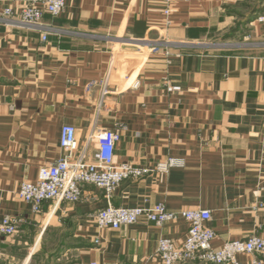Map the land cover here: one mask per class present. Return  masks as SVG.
<instances>
[{"label": "crops", "instance_id": "crops-1", "mask_svg": "<svg viewBox=\"0 0 264 264\" xmlns=\"http://www.w3.org/2000/svg\"><path fill=\"white\" fill-rule=\"evenodd\" d=\"M64 3L59 16H43V42L3 20L15 1L0 0V219L19 222L13 237L0 236V264H157L160 239L185 238L182 219L99 231L91 215L107 201L91 185L78 203L32 213L19 185L67 155L64 125L76 130L73 160L92 162L94 137L107 129L120 135L116 165L174 162L167 174L123 182L112 206L207 210L213 248L264 240V43L255 21L264 0H170L169 15L159 0Z\"/></svg>", "mask_w": 264, "mask_h": 264}, {"label": "built area", "instance_id": "built-area-1", "mask_svg": "<svg viewBox=\"0 0 264 264\" xmlns=\"http://www.w3.org/2000/svg\"><path fill=\"white\" fill-rule=\"evenodd\" d=\"M15 6L6 8L2 19L11 26L23 27L40 33L46 41L49 28L43 24L44 15L59 16L65 8V0H14ZM166 8L165 15L170 14V0H159ZM255 21L263 26L261 36L264 43V14ZM169 88L168 91H175ZM94 140L96 152L92 162L81 159L73 160L72 152L77 147L76 130L64 125L60 130L59 147L67 155L52 164L41 166L34 183L22 182L17 192L18 198L31 207L34 214L41 213L45 202L53 204L78 203L82 199V186L91 185L104 194L106 207L91 215L99 231L118 230L145 219L161 226L178 219L184 220L188 229L185 238L179 243L169 239H160L153 255L157 264H240L236 257L254 256L249 264H264L259 256L264 255V240L252 236L246 240L226 242L220 248H213L211 243L215 233L207 227L211 214L207 210L193 209L179 212L168 211L162 204L150 208H117L110 204L113 192L125 181L138 180L153 174H167L174 162L171 159L160 161L153 167H136L131 164L114 163L115 145L120 135L114 131L100 129ZM19 222L10 217L0 219V236L13 237ZM95 244L99 241L95 240Z\"/></svg>", "mask_w": 264, "mask_h": 264}, {"label": "rangeland", "instance_id": "rangeland-1", "mask_svg": "<svg viewBox=\"0 0 264 264\" xmlns=\"http://www.w3.org/2000/svg\"><path fill=\"white\" fill-rule=\"evenodd\" d=\"M42 264H45V262H42Z\"/></svg>", "mask_w": 264, "mask_h": 264}]
</instances>
